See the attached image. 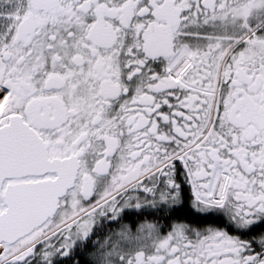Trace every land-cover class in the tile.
<instances>
[{
  "label": "snow or ice",
  "instance_id": "obj_1",
  "mask_svg": "<svg viewBox=\"0 0 264 264\" xmlns=\"http://www.w3.org/2000/svg\"><path fill=\"white\" fill-rule=\"evenodd\" d=\"M0 264H264V0H0Z\"/></svg>",
  "mask_w": 264,
  "mask_h": 264
},
{
  "label": "flooded vegetation",
  "instance_id": "obj_2",
  "mask_svg": "<svg viewBox=\"0 0 264 264\" xmlns=\"http://www.w3.org/2000/svg\"><path fill=\"white\" fill-rule=\"evenodd\" d=\"M188 210H190V205H189V207L187 209H185V211H188Z\"/></svg>",
  "mask_w": 264,
  "mask_h": 264
}]
</instances>
